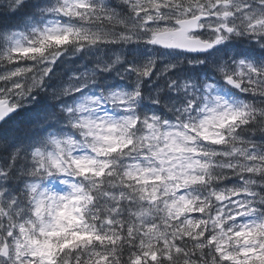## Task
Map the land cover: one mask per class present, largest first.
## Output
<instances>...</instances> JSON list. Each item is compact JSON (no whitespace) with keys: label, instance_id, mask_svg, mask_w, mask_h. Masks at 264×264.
I'll return each mask as SVG.
<instances>
[{"label":"snow or ice","instance_id":"obj_1","mask_svg":"<svg viewBox=\"0 0 264 264\" xmlns=\"http://www.w3.org/2000/svg\"><path fill=\"white\" fill-rule=\"evenodd\" d=\"M0 264H264V0H0Z\"/></svg>","mask_w":264,"mask_h":264}]
</instances>
